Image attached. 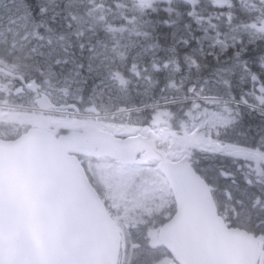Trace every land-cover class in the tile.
Listing matches in <instances>:
<instances>
[{"label": "snow or ice", "instance_id": "6c2138e0", "mask_svg": "<svg viewBox=\"0 0 264 264\" xmlns=\"http://www.w3.org/2000/svg\"><path fill=\"white\" fill-rule=\"evenodd\" d=\"M0 4L17 34L42 41L32 52L59 69L66 88L75 86L77 107H98L107 95L131 132L164 149L161 159L180 160L166 189L134 183L100 203L131 264H264V0ZM48 75H57L51 66ZM189 184L216 234L250 233L244 254L221 253L182 231L192 222L182 193Z\"/></svg>", "mask_w": 264, "mask_h": 264}, {"label": "water", "instance_id": "95a60500", "mask_svg": "<svg viewBox=\"0 0 264 264\" xmlns=\"http://www.w3.org/2000/svg\"><path fill=\"white\" fill-rule=\"evenodd\" d=\"M160 153L143 136L122 139L103 130L56 136L31 128L16 140L0 139V257L6 247L16 246L20 254L14 264H116L120 240L100 213L102 200L79 156L109 157L122 165L156 160L166 178L182 167ZM194 192L191 184L182 189L192 217L182 231L221 253L244 254L250 235L216 234L207 209L191 202Z\"/></svg>", "mask_w": 264, "mask_h": 264}, {"label": "rangeland", "instance_id": "374dc122", "mask_svg": "<svg viewBox=\"0 0 264 264\" xmlns=\"http://www.w3.org/2000/svg\"><path fill=\"white\" fill-rule=\"evenodd\" d=\"M87 0H74V3H85ZM131 3V0H129ZM82 20L78 17L75 21V26L79 27ZM17 25L10 24L8 19V13L4 11V5L0 4V47L6 52H14L16 57L13 59V64L4 63L3 59L0 58V72H3L4 81L15 82L17 86V80L23 81L25 76H30L31 79L23 84V87L30 93L28 101L31 102L33 107L54 111V115L51 113L34 112L30 111L27 113H21L18 110L4 108L0 113V123L6 124V127L11 132L18 135L20 132L27 130L34 124L43 129H50L56 127L57 129L71 130V131H82L83 133L89 130L102 129L109 131L114 134H119L121 137H127L134 135L131 132V125L127 124L125 117L120 118L119 121H114L111 115H118V110L111 111V107L115 105L114 99L104 97L103 103L97 100V106L90 107L95 108L101 114L97 115L96 112L88 111L85 116L79 121H73L76 116L66 117L64 116V110L68 112L77 113L74 110L75 104L68 101L69 97L73 98L75 92V86H66L62 82V77L59 75V69H53V65L50 62H46L45 57H41L39 52H32L33 47L29 46L31 50L26 47L30 41H34L37 44H41L42 41L34 40L32 37L24 39V33L21 31L17 34ZM119 35V33H117ZM127 36V34H125ZM136 38V37H135ZM137 39V38H136ZM140 42L139 39H137ZM4 45L10 44V48L6 49ZM126 43V39L124 41ZM47 52V48L42 49ZM24 53V54H22ZM48 66H51V70L56 72V76L48 75ZM20 68L32 69L36 68L35 73L41 77V82H37L33 74H27L18 71ZM16 86V85H15ZM16 86V87H17ZM116 90L120 93H124V89L116 82ZM37 92L39 94H37ZM38 95V96H37ZM39 97L37 100H34ZM35 104V105H34ZM11 104H9L10 106ZM8 107V106H7ZM57 113V114H55ZM114 113V114H113ZM119 117V116H118ZM73 121V122H70ZM8 124V125H7ZM75 128V130H74ZM3 132L7 131L2 128ZM51 130V129H50ZM160 147V146H159ZM164 151L162 147H160ZM170 160L181 163L178 158L174 159L173 156ZM83 161V165L87 173L91 176L94 184L97 185L100 190V194L104 201L111 203L109 199L111 196H119L123 191L132 187L134 183L145 182L156 188L166 189V180L158 169L156 163H149L146 165H131V166H120L117 163L109 159H95L87 158ZM166 206V201L152 202L150 207L153 211L159 212L161 208Z\"/></svg>", "mask_w": 264, "mask_h": 264}, {"label": "flooded vegetation", "instance_id": "af4514ba", "mask_svg": "<svg viewBox=\"0 0 264 264\" xmlns=\"http://www.w3.org/2000/svg\"><path fill=\"white\" fill-rule=\"evenodd\" d=\"M1 51H4V50L0 49V52ZM3 75L4 73L0 72V113L3 111L4 108L7 107L6 104L8 102L24 104L25 102H27L28 95H29L27 91L24 90L23 87H21L20 85L17 86L15 82L4 81ZM131 261H132L131 250L129 249L128 253L125 254L124 247H123L121 250L119 264H131Z\"/></svg>", "mask_w": 264, "mask_h": 264}, {"label": "clouds", "instance_id": "9594fccd", "mask_svg": "<svg viewBox=\"0 0 264 264\" xmlns=\"http://www.w3.org/2000/svg\"><path fill=\"white\" fill-rule=\"evenodd\" d=\"M8 239L9 237L5 236V240L7 241ZM19 254H20V249L17 248L16 246L6 247L3 250L2 257H0V259H2V264H14V261L17 255Z\"/></svg>", "mask_w": 264, "mask_h": 264}, {"label": "trees", "instance_id": "16d2710c", "mask_svg": "<svg viewBox=\"0 0 264 264\" xmlns=\"http://www.w3.org/2000/svg\"><path fill=\"white\" fill-rule=\"evenodd\" d=\"M8 56H9L8 57V64H12L13 63V57H15V53L14 52H11V53H9ZM81 107L84 108V107H86V105L85 104H81Z\"/></svg>", "mask_w": 264, "mask_h": 264}, {"label": "bare ground", "instance_id": "6f19581e", "mask_svg": "<svg viewBox=\"0 0 264 264\" xmlns=\"http://www.w3.org/2000/svg\"><path fill=\"white\" fill-rule=\"evenodd\" d=\"M28 50H31L30 47H28Z\"/></svg>", "mask_w": 264, "mask_h": 264}]
</instances>
